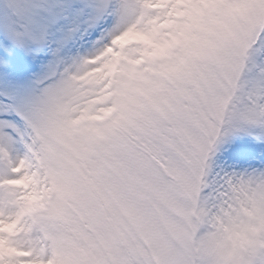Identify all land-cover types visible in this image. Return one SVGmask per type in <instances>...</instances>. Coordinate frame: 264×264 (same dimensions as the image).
I'll use <instances>...</instances> for the list:
<instances>
[{
  "label": "snow or ice",
  "instance_id": "6c2138e0",
  "mask_svg": "<svg viewBox=\"0 0 264 264\" xmlns=\"http://www.w3.org/2000/svg\"><path fill=\"white\" fill-rule=\"evenodd\" d=\"M0 264H264V0H0Z\"/></svg>",
  "mask_w": 264,
  "mask_h": 264
}]
</instances>
